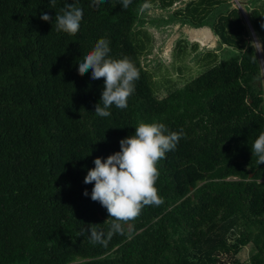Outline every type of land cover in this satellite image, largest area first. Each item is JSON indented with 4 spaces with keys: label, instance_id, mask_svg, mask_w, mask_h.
<instances>
[{
    "label": "trees",
    "instance_id": "trees-1",
    "mask_svg": "<svg viewBox=\"0 0 264 264\" xmlns=\"http://www.w3.org/2000/svg\"><path fill=\"white\" fill-rule=\"evenodd\" d=\"M176 1L132 0L124 9L118 0L98 8L0 0V264H264V164L251 152L264 131V0L245 7L262 57L230 0H191L170 15L167 23L208 26L219 47L234 50L214 63L209 52L204 70L161 97L143 62L151 52L145 12ZM66 2L83 9L76 35L56 31ZM100 38L109 55L140 70L128 107L113 106L108 117L94 112L103 78L78 73ZM140 120L185 134L157 165L164 203L144 207L107 246L92 245L81 231L95 223L107 233L111 218L84 178ZM249 246L251 258L240 261Z\"/></svg>",
    "mask_w": 264,
    "mask_h": 264
},
{
    "label": "clouds",
    "instance_id": "clouds-1",
    "mask_svg": "<svg viewBox=\"0 0 264 264\" xmlns=\"http://www.w3.org/2000/svg\"><path fill=\"white\" fill-rule=\"evenodd\" d=\"M105 0H90V6L98 8ZM132 0H118L126 9ZM56 0H50L55 7ZM43 21H51L44 13ZM83 19V9L77 3H65L55 15L57 32L76 35ZM107 38H100L95 46L79 61L78 73L84 75L91 70V79L103 78V90L94 112L101 117L111 115L110 109L128 107V99L135 92V82L140 78V70L128 56L119 58L109 55L111 49ZM184 132L170 130L164 123L140 120L134 134L122 138L120 150L107 156L96 157L94 167L88 169L85 184H93L90 198L99 202L107 210L110 227L107 233L97 229L95 223L81 231L88 233L92 245L107 246L114 234H124L125 227L138 218L144 207H158L164 203L156 183L159 179L158 162L166 153L174 151ZM252 156L257 164H264V131L251 145ZM89 195L87 189L83 193Z\"/></svg>",
    "mask_w": 264,
    "mask_h": 264
},
{
    "label": "rangeland",
    "instance_id": "rangeland-1",
    "mask_svg": "<svg viewBox=\"0 0 264 264\" xmlns=\"http://www.w3.org/2000/svg\"><path fill=\"white\" fill-rule=\"evenodd\" d=\"M189 1L191 0H177L169 9H162L160 3L151 5L147 7L145 12L148 23L144 30L149 33L151 52L148 55H144L143 62L154 74L155 81L160 88L159 94L161 97L165 96L170 86L176 83L184 84L192 77L197 76L211 61L212 63L215 61L220 62L231 55L234 50L229 47L226 48L224 45L219 47L217 37L209 29L204 30L205 27L196 29L181 26L174 22H166L170 19V15L174 14L178 9H183L185 7L184 4ZM249 1L230 0L233 8L240 11L243 22L249 27L253 35V42L259 48L261 55L258 37L252 29L248 19V11L245 9L249 5ZM141 38L147 41L143 34ZM178 40H183V51L181 53H179V48H176ZM209 52L216 53V56L212 57L210 62H208L210 59ZM262 66L264 74V64ZM253 252L254 249L252 247H246L238 255V258L242 262L248 261Z\"/></svg>",
    "mask_w": 264,
    "mask_h": 264
},
{
    "label": "water",
    "instance_id": "water-1",
    "mask_svg": "<svg viewBox=\"0 0 264 264\" xmlns=\"http://www.w3.org/2000/svg\"><path fill=\"white\" fill-rule=\"evenodd\" d=\"M205 27V28H204ZM199 28H204V30L205 29H209L213 34H214V32L208 27V26H203V27H199ZM196 29H198V28H196ZM201 30H203V29H201ZM214 36L216 37V35L214 34ZM216 39H218V38H216Z\"/></svg>",
    "mask_w": 264,
    "mask_h": 264
}]
</instances>
